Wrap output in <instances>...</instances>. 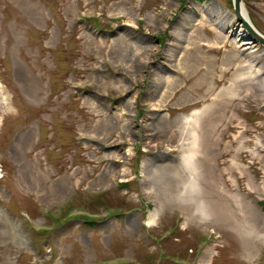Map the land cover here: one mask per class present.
<instances>
[{
  "label": "rangeland",
  "instance_id": "rangeland-1",
  "mask_svg": "<svg viewBox=\"0 0 264 264\" xmlns=\"http://www.w3.org/2000/svg\"><path fill=\"white\" fill-rule=\"evenodd\" d=\"M263 180L264 45L232 0H0V264H264L231 196L262 228Z\"/></svg>",
  "mask_w": 264,
  "mask_h": 264
},
{
  "label": "bare ground",
  "instance_id": "bare-ground-1",
  "mask_svg": "<svg viewBox=\"0 0 264 264\" xmlns=\"http://www.w3.org/2000/svg\"><path fill=\"white\" fill-rule=\"evenodd\" d=\"M245 11L246 10H245L244 4L242 2V6H241V9H240V16H241L242 19H246V13L247 12L245 13ZM240 22L242 23V21H240ZM238 30H240V29H238ZM241 40H242V45L245 44V46H246L244 49L247 50V49H250L252 47V45L249 44L250 42H249L248 38L245 35L241 37ZM167 82L171 83V80L169 78H167ZM236 90H237V88H234L235 92H236ZM129 102L133 103L134 102V97L131 98ZM153 109H155V108H153ZM156 109L159 110V108H156ZM199 114H200V112L197 109H194L193 112L190 113L189 115L183 116V119L190 120L189 121V128L192 129V134H193V137H194V142L193 143L191 142V144L189 143V145L192 146V148L199 146L200 145V141H201V136H199L197 131L200 132L202 128L200 127L199 124L198 125L196 124L198 122L197 119H198V115ZM107 125L101 126L103 128L102 129L103 131H107V129L109 128V126H107ZM94 135H95L94 133H92V134L90 133L89 136L95 138ZM153 145H155V143ZM114 157H116V155H114ZM195 162H196V160H191V158H189V161L187 162L189 170L196 171L197 166H196ZM104 176L105 175L103 174V176L99 177V179L97 180L98 184H100L102 182V179L104 178ZM113 177L114 176H112L111 179H113ZM185 184H186V182H185ZM184 185L181 186V187L184 188ZM190 185L192 186V188L195 187V183L190 184ZM248 186L249 187H256V185L254 184V182L252 180L249 181ZM260 188L263 189V191H264V180L262 181V184L260 185ZM231 196L234 198L235 203L238 206V209H239V211H240V213L242 215V221L240 220V222H239L241 224V226L244 227V229L246 231H248L249 233L250 232H258V233L261 234V237L264 236V227H262V228L259 227L257 222L254 221V219H253L254 213L250 210L249 205L246 202L242 201V199L239 196V194L233 193V194H231ZM194 205H195V207H194L193 215H196L199 219L203 220L204 222L209 221L210 218H208V216H207L210 213V204H209V202L205 201L204 199H201V200H196ZM156 215L157 214H156L155 211L154 212H150L148 220H147L148 223L153 222L155 217H156ZM201 223H202V221H201Z\"/></svg>",
  "mask_w": 264,
  "mask_h": 264
},
{
  "label": "water",
  "instance_id": "water-1",
  "mask_svg": "<svg viewBox=\"0 0 264 264\" xmlns=\"http://www.w3.org/2000/svg\"><path fill=\"white\" fill-rule=\"evenodd\" d=\"M232 2H233L234 12L238 17V20L242 21L243 27L245 28V30L249 34L250 38L257 40L264 45V35L262 33H260L255 28V26L252 24V22H251L250 18L248 17L246 11H245L246 19H242L240 16V9L242 6V1L241 0H232Z\"/></svg>",
  "mask_w": 264,
  "mask_h": 264
}]
</instances>
